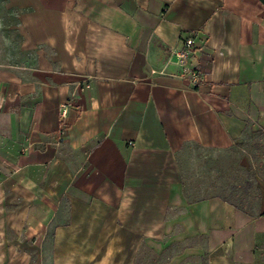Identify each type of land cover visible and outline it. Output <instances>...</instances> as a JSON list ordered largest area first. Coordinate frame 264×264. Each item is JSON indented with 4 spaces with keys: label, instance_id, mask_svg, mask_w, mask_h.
I'll return each instance as SVG.
<instances>
[{
    "label": "crops",
    "instance_id": "obj_1",
    "mask_svg": "<svg viewBox=\"0 0 264 264\" xmlns=\"http://www.w3.org/2000/svg\"><path fill=\"white\" fill-rule=\"evenodd\" d=\"M187 37L195 83L174 55ZM250 129L261 0H0L8 264H258L264 186L245 207L193 199L182 156Z\"/></svg>",
    "mask_w": 264,
    "mask_h": 264
},
{
    "label": "rangeland",
    "instance_id": "obj_2",
    "mask_svg": "<svg viewBox=\"0 0 264 264\" xmlns=\"http://www.w3.org/2000/svg\"><path fill=\"white\" fill-rule=\"evenodd\" d=\"M182 156L192 164L185 163L184 178L192 188L187 193L193 199L220 195L243 207L259 199L260 187L264 186V129L248 130L224 152L193 148ZM10 239H0V264L9 262L4 251ZM258 264H264V254Z\"/></svg>",
    "mask_w": 264,
    "mask_h": 264
},
{
    "label": "built area",
    "instance_id": "obj_3",
    "mask_svg": "<svg viewBox=\"0 0 264 264\" xmlns=\"http://www.w3.org/2000/svg\"><path fill=\"white\" fill-rule=\"evenodd\" d=\"M196 50L195 39L193 37H187L183 40V47L174 53L176 56V63L182 67L186 68L187 73L192 82H197L200 80L201 76L195 70L187 68L189 65V58L191 54ZM64 112L61 113L63 115Z\"/></svg>",
    "mask_w": 264,
    "mask_h": 264
},
{
    "label": "trees",
    "instance_id": "obj_4",
    "mask_svg": "<svg viewBox=\"0 0 264 264\" xmlns=\"http://www.w3.org/2000/svg\"><path fill=\"white\" fill-rule=\"evenodd\" d=\"M264 3V0H261Z\"/></svg>",
    "mask_w": 264,
    "mask_h": 264
}]
</instances>
